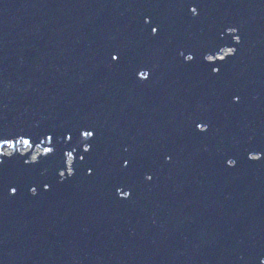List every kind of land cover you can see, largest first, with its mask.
<instances>
[{
	"label": "water",
	"instance_id": "water-1",
	"mask_svg": "<svg viewBox=\"0 0 264 264\" xmlns=\"http://www.w3.org/2000/svg\"><path fill=\"white\" fill-rule=\"evenodd\" d=\"M145 16L160 24L158 37ZM227 26L242 42L219 77L175 59L178 46ZM117 49L119 66L109 59ZM194 116L210 131L194 132ZM84 124L96 128L97 150L75 177L57 184L56 165L44 163L30 174L50 191H0V264L264 258V159L245 157L264 149V0H203L195 19L180 0H0V131L59 140ZM121 157L134 162L126 174ZM20 172L13 162L9 175ZM117 182L132 188L130 199L116 196Z\"/></svg>",
	"mask_w": 264,
	"mask_h": 264
},
{
	"label": "snow or ice",
	"instance_id": "snow-or-ice-1",
	"mask_svg": "<svg viewBox=\"0 0 264 264\" xmlns=\"http://www.w3.org/2000/svg\"><path fill=\"white\" fill-rule=\"evenodd\" d=\"M180 3L188 10L192 18L199 17L203 0H180ZM143 27L150 37L159 36L160 24L152 16L143 18ZM238 32L239 29L236 26H227L226 29L217 32L210 41L178 46L175 49L174 57L182 65L195 66L210 77H219L224 67L235 58L238 52V45L242 42V37ZM124 58L122 50L117 49L109 53V59L114 65H121ZM129 70L138 81L147 82L149 80L144 71L136 68ZM239 102L240 96L234 95L232 103L238 104ZM191 124L194 132L202 135L209 132L211 128L208 120L199 116L192 117ZM96 137L97 130L90 124L65 130L61 133L59 140L54 131H45L39 134L27 130L13 133L0 131V191L7 192L9 196H16L24 188L33 197L37 196L40 191H50L51 182L30 174L31 170L44 163L56 165L55 182L64 184L77 175L81 164L93 158L97 150ZM18 146H23V150ZM245 157L251 162H259L264 159V149L250 150L246 152ZM166 160L171 161V156H167ZM13 162L21 170L18 176L9 175L10 165H13ZM237 163L234 158L226 159V165L230 168L236 167ZM118 164L119 171L125 174L134 166L130 157H121ZM85 172L89 176L94 175V166L89 164ZM144 176L148 181L153 179L152 175L148 173H145ZM113 188L114 193L120 199L126 200L132 196V188L125 183L117 182ZM259 264H264V258L259 259Z\"/></svg>",
	"mask_w": 264,
	"mask_h": 264
},
{
	"label": "rangeland",
	"instance_id": "rangeland-1",
	"mask_svg": "<svg viewBox=\"0 0 264 264\" xmlns=\"http://www.w3.org/2000/svg\"><path fill=\"white\" fill-rule=\"evenodd\" d=\"M18 147H20L21 148V150H23V146H18ZM42 150V149H41Z\"/></svg>",
	"mask_w": 264,
	"mask_h": 264
}]
</instances>
